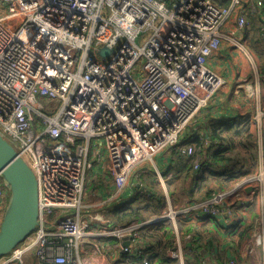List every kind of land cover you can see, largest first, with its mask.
Wrapping results in <instances>:
<instances>
[{"label":"built area","instance_id":"obj_1","mask_svg":"<svg viewBox=\"0 0 264 264\" xmlns=\"http://www.w3.org/2000/svg\"><path fill=\"white\" fill-rule=\"evenodd\" d=\"M229 1L225 12L212 0H0V134L39 184V225L2 259L23 263L32 252L37 264H96L102 247L89 259L80 247L103 239L119 242L121 264H151L142 225H115L87 212L86 188L96 166L121 193L163 151L194 154L185 134L224 85L209 59L233 13L240 30L248 25L244 1ZM104 47L112 50L107 58L98 55ZM198 133L193 129L191 139ZM97 140L102 150L90 148ZM260 155L255 173L193 208L200 221L241 217L264 200ZM167 194L166 211L154 220L170 221L181 235L182 213ZM10 198L0 173V227ZM249 254L252 264H264V218ZM171 258L184 264L179 252Z\"/></svg>","mask_w":264,"mask_h":264},{"label":"crops","instance_id":"obj_2","mask_svg":"<svg viewBox=\"0 0 264 264\" xmlns=\"http://www.w3.org/2000/svg\"><path fill=\"white\" fill-rule=\"evenodd\" d=\"M243 1L248 7V27L245 30L239 29L237 12L233 13L224 24L221 46L209 59L208 64L224 80V85L215 93L209 106L186 132L185 138L188 142L185 144L196 147L198 141L204 143L211 141L213 133L225 138L224 132L228 129L238 131L245 126L257 140L258 152L264 153V38L260 34V27L264 26V6H257L259 1L264 4V0ZM213 2L224 6L228 0H213ZM254 8L255 12H253ZM193 129L199 132L195 140L191 139ZM259 140L262 141L261 144ZM102 144L101 140H97L90 148L102 150ZM211 144L206 145L207 149L212 147ZM178 154L172 150L158 154L153 166L149 167V171L141 180L136 183L129 181L121 193H118L114 182L105 175L102 166H96L87 185L84 199L86 211L101 214L111 221L115 212L127 205L141 208L147 219L134 223L142 225L140 235L146 247L144 253L152 264H179L177 260L171 258L173 251L180 253L184 264H228L235 257L243 255L247 257L258 223L264 218V200L259 198L255 200V204L243 211L241 217L223 215L216 223L200 221L192 210L197 204L206 201L211 194L196 199L193 196L208 186L207 182L211 180L212 174H206L202 182L195 180V175L199 173L191 172L189 162L187 161L186 164V160L179 159ZM218 165L220 167L218 169L226 173L220 181L226 184V180L233 179L227 172L230 164L218 163ZM94 183L99 186L94 188ZM164 184L167 189L170 188L169 196L172 198L174 209L182 213L179 222L181 235L176 233L173 226H168V224L172 225L170 221L154 220L160 218L167 208V192L161 197L162 188L166 189ZM221 186L223 185L219 187ZM203 191L204 189L201 193ZM133 201L141 204L135 206ZM161 225L166 230L159 229ZM151 237L154 238L152 242L149 241ZM171 241L172 243L169 244ZM97 245L101 246L102 250L100 255L96 256V264L107 258L119 264L124 262L119 242L113 241L109 244H83L80 247V256L86 259L94 257L93 252ZM239 259L238 264H245L242 258ZM37 263L35 253L30 258L24 257L23 263H8L7 259H0V264Z\"/></svg>","mask_w":264,"mask_h":264},{"label":"water","instance_id":"obj_3","mask_svg":"<svg viewBox=\"0 0 264 264\" xmlns=\"http://www.w3.org/2000/svg\"><path fill=\"white\" fill-rule=\"evenodd\" d=\"M111 54L112 50L106 47L98 52L102 58ZM0 173L11 189V198L0 227L2 259L30 237L39 225V184L30 166L1 134Z\"/></svg>","mask_w":264,"mask_h":264},{"label":"rangeland","instance_id":"obj_4","mask_svg":"<svg viewBox=\"0 0 264 264\" xmlns=\"http://www.w3.org/2000/svg\"><path fill=\"white\" fill-rule=\"evenodd\" d=\"M229 2L230 1H228V3L226 5H224V6H220L217 3H215V4L217 6H219V7H221V8H224V11L227 12L228 9H229ZM247 27H248V25H247ZM148 38H149V34L144 35L140 40H138V44L139 45H144ZM239 130L240 131H244V135L243 136H240L236 132V130H233V129H228L227 131L224 132L225 140H226V144H227V146L225 147L227 150H225L224 155L229 160H231L232 158L234 159L232 162H229L230 166H232V165L239 166L242 163V167H241L242 168V173L248 172L247 174L243 175L240 178L242 180V179H245L246 177H249V175H252L253 173H255L258 170L261 155L257 151V156H258L257 157V161L255 160V162H253V155H255L254 154L255 148H254V144H253L254 141L251 138L252 134L250 133V129H246V128L242 127V128H239ZM205 144H206V142H205ZM217 145L218 144H216V146H214V144H213V147H211L212 151L217 152V151H220L221 149L223 150V148H219ZM195 149H196L195 150L196 151V154H195L196 157L191 162V167H192L191 168V172L194 173L196 170H198L199 173L201 171H203V170L209 171L208 167L206 166L205 163H202V165H201V161H203V159L205 157V153H201V154H199V156L197 155V152L198 153L201 152L198 149V143L196 144V148ZM178 155H180V156H178L179 159H183L184 158V157H181V156H183L182 154H178ZM240 155H242V156L240 157ZM184 159L186 160V158H184ZM263 159H264V155H263ZM223 163L225 164L226 162H223ZM196 166H199V168L196 169L195 168ZM215 166H216V169H217L218 173L219 172H223V171H220L218 169V168H220L218 164H215ZM207 174H212V173H207ZM220 174H222V173H219L217 175L212 174L211 180L207 182L208 186L201 189V190L204 189L203 193H201V190H200V191L196 192L197 194L195 196H193V198L194 199L202 198L203 196L207 195L208 193L212 194L214 191L231 189V187L236 183V181L240 180V179H229L228 182L225 184V183H223V181H220V178L222 176H225V173H223L222 175H220ZM109 182H111V181H109ZM201 182H202V180H201ZM191 185H193L192 182H191ZM220 185H223V186L219 187ZM220 188H222V189H220ZM194 189L195 188H194V185H193L192 186V190H194ZM86 191H87V188H86ZM93 191L94 190L92 189V192ZM162 192H163V194H161V197L165 196L166 192L169 193L170 192V188H168L167 190L166 189L164 190L162 188ZM255 200H257V199H255ZM255 200H254L253 204L250 207H248V209H250L255 204ZM139 201L141 203H143V201L141 199H139ZM133 202H134L135 206L141 204V203H137L136 204V201H133ZM248 209H246V210H248ZM168 226L172 227V225H170V224H168ZM31 255H33V253L29 252L24 257L25 258L26 257L30 258ZM8 256H10V255H8ZM241 258H242V262H244L245 264H251V260L252 259H251V256L249 254V250L247 251V257L243 255Z\"/></svg>","mask_w":264,"mask_h":264},{"label":"trees","instance_id":"obj_5","mask_svg":"<svg viewBox=\"0 0 264 264\" xmlns=\"http://www.w3.org/2000/svg\"><path fill=\"white\" fill-rule=\"evenodd\" d=\"M213 1V0H212ZM229 1V0H228ZM264 6V4H263ZM248 20V19H247ZM264 28V26H261L260 27V34H261V37H262V31L261 29ZM247 29V28H246ZM263 38V37H262ZM244 128H246L244 126ZM246 129H249V128H246ZM240 136H243L244 135V131H236ZM254 135L252 134L251 135V138L253 139V144H254V148H255V151H254V154L253 155V162H255V160L257 161V151H258V146H257V140L253 137ZM211 143H212V147H213V144L214 146H216V144H218L217 146L219 148H223V150L221 149L220 151H217V152H214L212 151V148L210 147V149H207L206 145L207 143L205 144L204 142H201V141H198V149L201 151H199L200 153L197 152V155L199 156V154L201 153H205V157L203 159V161H201V165L202 163H205L206 166L208 167V170H203L201 171L199 174H196L195 175V180H203L206 176L207 173H212L214 175H217L219 173H225V172H219L217 171V169L215 168V164H218V163H223V162H226L225 164H229V162H232L234 159L232 158L231 160H229L228 158H226V156L224 155V152L225 150H227L225 147L227 146L226 144V140L225 138H222L221 136H219L218 134H215L213 133V135L211 136ZM248 138V137H247ZM207 142V141H205ZM216 142V144H215ZM196 148V147H195ZM225 148V149H224ZM196 150V149H195ZM196 154V151L195 153L190 156V157H186V156H181V157H184L186 158V161L185 159H181L182 161H185L186 164H189L191 165V162L194 160V158L196 157L195 156ZM242 155H240L241 157ZM213 160V161H212ZM188 161V162H187ZM244 166V165H243ZM242 163L239 165V166H236V165H232L230 166V168L227 170V172L229 173V175H231L230 178H233V179H240L243 175L247 174L248 172L246 173H242ZM192 168V167H191ZM196 172V171H195ZM220 174V175H222ZM226 174V173H225ZM241 180V179H240ZM238 180V181H240ZM228 182V180H226ZM236 181V182H238ZM94 188H96L97 186H99L98 184L94 183ZM220 191V190H219ZM211 194V193H208V195ZM212 195V194H211ZM209 195V196H211ZM147 217L143 214L142 212V209L141 208H135V207H128V205L126 207H124L123 209H120V210H117L115 212V215L111 218V221H112V224H115V225H120V226H128L134 222H137V221H142V220H146ZM159 229H165L166 228L164 226H159ZM172 230V229H170ZM149 241H154V238L151 237ZM113 242H116L118 243V241H113ZM95 243H100V244H109L110 242H106L105 240H96ZM172 241L169 243L171 244ZM152 264V262H151Z\"/></svg>","mask_w":264,"mask_h":264},{"label":"clouds","instance_id":"obj_6","mask_svg":"<svg viewBox=\"0 0 264 264\" xmlns=\"http://www.w3.org/2000/svg\"><path fill=\"white\" fill-rule=\"evenodd\" d=\"M196 172H199L198 170H196Z\"/></svg>","mask_w":264,"mask_h":264}]
</instances>
